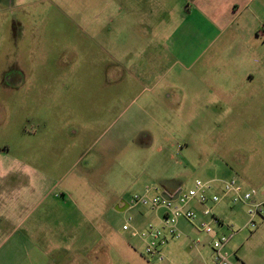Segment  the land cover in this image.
Segmentation results:
<instances>
[{
  "label": "rangeland",
  "instance_id": "374dc122",
  "mask_svg": "<svg viewBox=\"0 0 264 264\" xmlns=\"http://www.w3.org/2000/svg\"><path fill=\"white\" fill-rule=\"evenodd\" d=\"M180 2L0 0V264H90L75 249L100 238L110 264H214L209 234L186 220L159 248L163 260L132 235L164 230L162 208L136 202L164 189L215 179L210 194L223 197L221 181L238 178L264 190V106L191 104L205 66L185 70L171 50L208 55L209 42L175 18ZM250 8L262 27L264 5ZM118 195L112 209L100 204ZM122 201L130 207L117 211ZM231 201L208 203L222 225L204 219L216 237L232 235L231 264H264V219L249 224L248 206Z\"/></svg>",
  "mask_w": 264,
  "mask_h": 264
},
{
  "label": "crops",
  "instance_id": "0c3cea01",
  "mask_svg": "<svg viewBox=\"0 0 264 264\" xmlns=\"http://www.w3.org/2000/svg\"><path fill=\"white\" fill-rule=\"evenodd\" d=\"M152 3L156 11L171 5L170 0H152ZM145 4L149 5V2ZM177 5L181 9L184 8L185 12L183 14L181 11H177L178 14L175 15V18L181 17V20L184 17L187 18L188 22H184L194 27L197 34L201 32L199 38H195L196 43L209 42L208 55L203 54V52H180V49L177 48L178 44L171 50L176 63L182 64L185 70H191L198 64L202 67L205 66L203 70L197 71L191 79L189 99L191 104L198 107L202 103H209L210 107L217 106L219 108L228 103L235 106L246 103L264 106V83L260 86L254 83L257 78L264 77V48H261L264 43H261V38L256 35L261 24L260 22L255 23L251 16H244L249 12L256 19L257 16L250 5H264V0H181L180 4ZM193 14L196 17H192ZM242 17H244L243 20ZM154 22H159L156 12ZM201 26L209 28V30L203 31L204 29ZM182 40L181 38H175L173 41L178 43ZM237 41L240 42L238 43L239 47L236 49ZM213 44H218V46ZM235 51L238 52L235 53ZM204 56L209 57L205 59L206 63H199ZM239 65H242L245 69L242 71L237 70ZM180 190L178 187H174L171 188V192L166 189L163 192L170 195L176 194ZM213 190H216V187ZM118 199L119 195L110 201H102L101 198L100 204H108L107 208L112 209ZM111 204L112 207H109ZM126 205V208L130 207L129 204L122 201V204L116 206V210L120 211L117 208H124ZM141 220L142 216L138 215L137 221L140 222ZM155 220L159 222V216L154 217L151 221L154 222ZM217 234L218 231L215 230L212 234L206 236L211 248L212 240L215 239ZM100 240L102 239L100 238L88 247L86 243H83V249L78 247L75 249L77 255L86 254L90 259V264H110V249L107 244H103ZM198 240L200 241L199 245H204L201 239L198 238ZM75 250L71 249L70 252ZM212 259L214 262V255ZM62 264H83V262L73 260L62 262Z\"/></svg>",
  "mask_w": 264,
  "mask_h": 264
},
{
  "label": "built area",
  "instance_id": "2783aa9c",
  "mask_svg": "<svg viewBox=\"0 0 264 264\" xmlns=\"http://www.w3.org/2000/svg\"><path fill=\"white\" fill-rule=\"evenodd\" d=\"M257 37L264 39V25L257 30ZM215 181L203 182L196 180L194 187L187 192L180 190L174 201L165 200L158 196L152 201L147 198H138L136 202L150 204L153 208L161 207L163 210V229L157 228L150 224L146 230H133V236H139L145 241V253L148 256L157 257L163 260L159 251L162 245H165L170 238H180L181 232L178 229V222L183 219L191 223L194 227L203 230L207 234H212L214 229L204 218H211L212 221L220 224L219 218L213 213V209L208 207V203H219L224 197L230 196L234 204H244L248 206L250 216L249 224L256 225V219H264V190H246L238 178L222 180L223 197L210 192L214 189ZM174 196L175 194H170ZM196 202L202 207V218L191 208V203ZM123 230L129 231V225H123ZM232 235H220L212 240V249L214 252V264H231L227 258L224 249L231 239ZM200 241H197V244Z\"/></svg>",
  "mask_w": 264,
  "mask_h": 264
},
{
  "label": "water",
  "instance_id": "95a60500",
  "mask_svg": "<svg viewBox=\"0 0 264 264\" xmlns=\"http://www.w3.org/2000/svg\"><path fill=\"white\" fill-rule=\"evenodd\" d=\"M179 192H180V191H178L174 196L169 195V193H167V192H163V193L161 194V196H162L165 200H171V201H174V200L177 198ZM126 207H127V205H126L124 208H119V207H118L117 209L120 210V211H124V210L126 209Z\"/></svg>",
  "mask_w": 264,
  "mask_h": 264
}]
</instances>
